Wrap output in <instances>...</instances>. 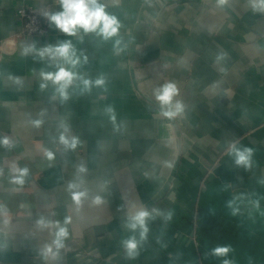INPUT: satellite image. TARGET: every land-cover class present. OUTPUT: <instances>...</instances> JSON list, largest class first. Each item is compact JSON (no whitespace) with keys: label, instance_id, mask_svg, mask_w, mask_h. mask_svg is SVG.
<instances>
[{"label":"crops","instance_id":"1","mask_svg":"<svg viewBox=\"0 0 264 264\" xmlns=\"http://www.w3.org/2000/svg\"><path fill=\"white\" fill-rule=\"evenodd\" d=\"M103 2L121 22L119 45L52 28L20 38L19 9L57 10L56 0H0V135L14 141L11 150L0 148V264H44L39 250L54 230L36 226L41 215L71 220L66 249L48 264H222L210 254L217 245L231 246L232 264H264V13L249 0ZM62 39L88 56L79 71L106 79L90 92L71 89L63 105L50 100L51 88L39 91L40 69H55L21 55L33 41L41 47ZM221 51L226 59L217 62ZM169 80L185 103L171 120L152 97ZM45 109L44 125L34 128L31 119ZM61 121L81 144L49 161L43 150H56ZM232 143L254 150L251 168L233 163ZM80 164L88 168L89 196L77 207L67 183ZM13 165L30 169L22 187L9 182ZM96 195L105 202L93 204ZM139 206L173 215L149 221L139 255L129 260L120 241Z\"/></svg>","mask_w":264,"mask_h":264},{"label":"clouds","instance_id":"2","mask_svg":"<svg viewBox=\"0 0 264 264\" xmlns=\"http://www.w3.org/2000/svg\"><path fill=\"white\" fill-rule=\"evenodd\" d=\"M57 10L43 9L42 18L47 22L49 28L58 30L66 37H80L95 35L102 41H114V46L119 45L118 39L121 22L118 17L107 10L103 0H56ZM226 0H219L223 5ZM249 6L253 12L264 13V0H249ZM21 55L27 57L33 56L40 62L47 61L48 67L54 68V71H47L41 68L39 71V91L45 92L51 88L52 94L50 100L59 98L60 104H65L71 99L70 90L79 88L81 93L90 92L94 87L103 88L106 85V79L103 75L95 79L86 76L79 69L88 63V56L82 49H77L72 39L58 40L55 44H45L38 47L37 42L33 41L23 46ZM225 52L216 54V61L220 62L226 59ZM19 85L22 83L20 77H9ZM152 97L158 106L159 115L166 119H175L184 114L185 103L179 98V89L175 81L169 80L152 91ZM46 109L42 110L38 117L31 119L34 128L39 129L45 123L43 116ZM106 111L111 115L115 122L114 110L109 106ZM54 143L56 150L53 151L44 148L43 154L49 161L56 158L57 152L61 150L64 153L75 151L81 144L78 136L72 134V126L66 121H61L57 125ZM14 141L7 135H0V148L11 150ZM228 155L232 158L236 166H242L246 170L251 168L253 163L254 150L244 145L232 143L229 145ZM30 169L13 165L9 170V182L16 186H23L29 176ZM88 172L85 164H80L76 168L75 178L67 183V191L74 204L79 207L84 199L89 196V190L83 187L84 177ZM2 174V170H0ZM104 198L96 195L92 198L95 205L103 204ZM120 209H118L119 211ZM211 211V210H210ZM6 207L0 204V213H5ZM173 213L171 210L147 209L144 206L135 207L128 215L124 223L125 230L129 233L120 241V246L129 260L135 259L139 255V248L146 239L148 233L149 221L156 218H162L165 221L170 220ZM71 222L66 217L63 222L52 220L46 216H39L35 221L36 226L41 230H54L51 232L52 239L39 250V255L44 264L49 260L59 261L61 251L66 249V241L69 238L68 224ZM232 251L230 245H217L210 250V254L215 257L224 258L222 264H232L227 259Z\"/></svg>","mask_w":264,"mask_h":264},{"label":"built area","instance_id":"3","mask_svg":"<svg viewBox=\"0 0 264 264\" xmlns=\"http://www.w3.org/2000/svg\"><path fill=\"white\" fill-rule=\"evenodd\" d=\"M43 9L48 8L25 6L19 9L18 15L21 20V31L18 36L20 38H41L48 34L49 27L40 14ZM80 243L81 242L78 241L72 243L71 245L75 246Z\"/></svg>","mask_w":264,"mask_h":264},{"label":"rangeland","instance_id":"4","mask_svg":"<svg viewBox=\"0 0 264 264\" xmlns=\"http://www.w3.org/2000/svg\"><path fill=\"white\" fill-rule=\"evenodd\" d=\"M73 249H78L79 247H80V244H77V245H73V246H71Z\"/></svg>","mask_w":264,"mask_h":264}]
</instances>
